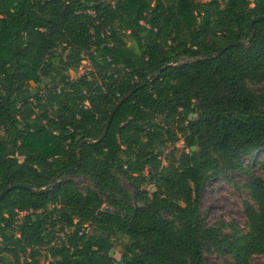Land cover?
I'll return each instance as SVG.
<instances>
[{"label":"trees","instance_id":"1","mask_svg":"<svg viewBox=\"0 0 264 264\" xmlns=\"http://www.w3.org/2000/svg\"><path fill=\"white\" fill-rule=\"evenodd\" d=\"M259 16L264 0H0V194L51 186L0 200V264H258L264 178L243 159L264 149ZM229 171L247 175L245 226H209L203 190Z\"/></svg>","mask_w":264,"mask_h":264},{"label":"rangeland","instance_id":"2","mask_svg":"<svg viewBox=\"0 0 264 264\" xmlns=\"http://www.w3.org/2000/svg\"><path fill=\"white\" fill-rule=\"evenodd\" d=\"M92 66L86 58L82 61L79 68H71L69 75L72 79L91 72ZM37 84L31 82V88L35 90ZM34 92V91H33ZM180 142L179 145H182ZM244 164L257 175L264 178V149L256 151L254 154L244 157ZM80 188L91 186L88 178L82 175H73ZM124 187L133 191L131 183L123 178ZM247 182V175L241 171H229L226 174L211 178L206 184L201 202V212L206 218L209 226L216 225L218 222H234L240 226H245L246 215L244 212V201L250 200L248 190L244 188ZM122 247L119 245L113 251L115 258L120 259ZM207 264H229L231 256L227 252L212 251L205 254ZM254 261L258 264H264V254L254 256ZM49 259L45 254L41 257L40 264H48Z\"/></svg>","mask_w":264,"mask_h":264},{"label":"water","instance_id":"3","mask_svg":"<svg viewBox=\"0 0 264 264\" xmlns=\"http://www.w3.org/2000/svg\"><path fill=\"white\" fill-rule=\"evenodd\" d=\"M261 19H264V16H259V17H257V18H255L253 21H252V23H251V29H252V35H251V37L248 39V40H246L245 42L246 43H250L251 42V40H252V38L254 37V35H255V30H254V23L256 22V21H258V20H261ZM241 42H235V43H232V44H229L228 46H226L225 48H223L222 50H220L219 52H218V54H221L224 50H226L227 48H229V47H231V46H233V45H238V44H240ZM163 70V69H162ZM161 70V71H162ZM153 78H154V75H152L146 82H144L141 86H139V87H137V88H134V89H132V90H130L129 92H127L124 96H122L115 104H114V106H113V108H112V110H111V112H110V116H109V118H108V121H107V123H106V126H105V128H104V130H103V132H102V134H101V136H100V138L99 139H97V140H90V139H85V140H83V142L81 143V144H83V143H91V144H96V143H99V142H101L104 138H105V136L107 135V133H108V130H109V128H110V125H111V122H112V119H113V116H114V114H115V112H116V110L131 96V95H133L138 89H140L141 87H144L149 81H152L153 80ZM79 164H80V162H78L77 163V165L76 166H74V167H72V168H69V169H66V170H64L63 172H61V173H70V172H72L75 168H77L78 166H79ZM55 181V179L53 180V182ZM18 187H24V188H27V189H30V190H32V191H35V190H37V192L38 193H43V192H45V191H47L48 189H50V185L49 186H47V187H44V188H41V189H35L34 187H32V186H26V185H19V184H16V185H12V186H9V187H7L4 191H2V193L0 194V200L9 192V191H11L12 189H14V188H18Z\"/></svg>","mask_w":264,"mask_h":264}]
</instances>
